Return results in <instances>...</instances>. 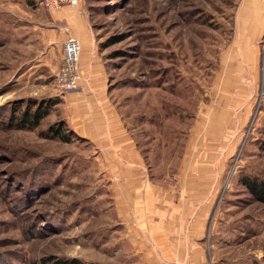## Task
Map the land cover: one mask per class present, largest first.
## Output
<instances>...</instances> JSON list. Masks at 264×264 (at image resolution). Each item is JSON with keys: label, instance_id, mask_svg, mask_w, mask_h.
<instances>
[{"label": "rangeland", "instance_id": "374dc122", "mask_svg": "<svg viewBox=\"0 0 264 264\" xmlns=\"http://www.w3.org/2000/svg\"><path fill=\"white\" fill-rule=\"evenodd\" d=\"M82 1L153 179L214 171L211 264H264V205L241 183L264 179V0ZM47 11L0 0V264H133L102 154L41 136L64 121L60 52L37 23ZM34 102L56 104L37 129L3 127Z\"/></svg>", "mask_w": 264, "mask_h": 264}, {"label": "crops", "instance_id": "0c3cea01", "mask_svg": "<svg viewBox=\"0 0 264 264\" xmlns=\"http://www.w3.org/2000/svg\"><path fill=\"white\" fill-rule=\"evenodd\" d=\"M37 23L43 41L60 52L56 91L63 92V120L104 158L102 174L111 181L112 208L127 254L134 257L131 263L211 264L207 235L214 171H179L173 185L153 179L134 132L110 99L107 71L83 1L78 9L47 11ZM70 38L81 45L82 79L76 90L62 91L57 75ZM207 137L214 136L209 132Z\"/></svg>", "mask_w": 264, "mask_h": 264}, {"label": "trees", "instance_id": "16d2710c", "mask_svg": "<svg viewBox=\"0 0 264 264\" xmlns=\"http://www.w3.org/2000/svg\"><path fill=\"white\" fill-rule=\"evenodd\" d=\"M55 103H37L27 106L23 111L20 107L13 108L10 117L4 122L3 127L15 130H35L41 122L50 115V110ZM56 105V104H55ZM66 130V131H64ZM65 132V133H64ZM44 138L58 139L64 143H71L72 140H83L74 130H72L65 121L49 127L47 132L41 133ZM264 152V142L261 143ZM242 185L247 189L255 202L264 205V179L256 177H244L241 179ZM41 264H85L79 258H61L49 256L41 260Z\"/></svg>", "mask_w": 264, "mask_h": 264}, {"label": "built area", "instance_id": "2783aa9c", "mask_svg": "<svg viewBox=\"0 0 264 264\" xmlns=\"http://www.w3.org/2000/svg\"><path fill=\"white\" fill-rule=\"evenodd\" d=\"M49 11H58L64 7L78 9L81 0H37ZM81 45L77 39L70 38L64 46L62 65L57 75V84L62 91L76 90L82 72L80 68Z\"/></svg>", "mask_w": 264, "mask_h": 264}]
</instances>
